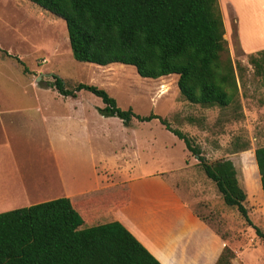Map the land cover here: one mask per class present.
Instances as JSON below:
<instances>
[{
    "label": "rangeland",
    "instance_id": "obj_1",
    "mask_svg": "<svg viewBox=\"0 0 264 264\" xmlns=\"http://www.w3.org/2000/svg\"><path fill=\"white\" fill-rule=\"evenodd\" d=\"M246 22V31L252 35L249 18ZM223 37L227 49L222 58L229 57L234 66L237 92L226 106H205L182 97L176 74L148 78L141 77L131 65L102 66L77 61L72 56L63 19L29 0H0V101L27 106L38 102L44 109L62 112L77 99L101 106V99L90 91L82 89L73 98L62 96L51 86L54 75L67 88L78 82L93 84L104 88L122 109L131 107L136 114L153 113L165 119L170 127L191 137L208 162L230 159L246 193L244 205L249 222L233 206L224 203L195 155L159 118L140 121L132 117L124 124L119 117L110 116L108 127L104 124L102 131L99 125H92L93 154L102 165L118 163L126 167L131 163L135 171L139 168L144 174H156L153 180L162 179L178 187L188 210L221 235L225 257L219 264H264V244L255 233V226L264 233V199L257 165L253 163L255 148L264 146V72L250 60V54L257 51L244 53L234 30L232 35ZM247 39L252 38H246L249 43ZM70 125L64 122L62 128L69 131ZM124 128H129L127 135ZM97 132L102 136L98 137ZM132 144L134 156L125 148ZM30 153L23 167L39 158L46 160L53 170L48 151L36 147L29 148ZM246 163L251 165L250 179ZM3 172L0 171V187L10 193ZM11 180L18 183L10 178L8 184ZM12 200L9 198L8 204L0 201V209L8 207ZM104 219L101 215L80 228L104 223Z\"/></svg>",
    "mask_w": 264,
    "mask_h": 264
},
{
    "label": "trees",
    "instance_id": "obj_2",
    "mask_svg": "<svg viewBox=\"0 0 264 264\" xmlns=\"http://www.w3.org/2000/svg\"><path fill=\"white\" fill-rule=\"evenodd\" d=\"M64 20L72 56L77 61L131 65L141 77L177 75L184 99L205 106L228 105L237 92L234 66L227 49L217 0H29ZM264 72V49L250 54ZM262 65V66H261ZM25 70V68L23 69ZM51 86L62 96L87 90L103 103L98 112L117 116L124 124L159 118L183 140L227 205L249 222L246 193L233 162H208L192 138L156 114L122 109L102 87L78 82L71 88L54 75ZM264 199V146L254 150ZM246 163L248 179L251 165ZM115 202L111 195L88 199L96 212ZM83 216L68 197L0 212V264H161L119 221L82 227ZM264 244V233L255 226ZM222 253L218 264L223 261Z\"/></svg>",
    "mask_w": 264,
    "mask_h": 264
},
{
    "label": "crops",
    "instance_id": "obj_3",
    "mask_svg": "<svg viewBox=\"0 0 264 264\" xmlns=\"http://www.w3.org/2000/svg\"><path fill=\"white\" fill-rule=\"evenodd\" d=\"M217 1L224 35H232L234 30L244 53L264 49V0ZM247 16L252 35L246 31ZM246 38H252L247 39L250 44ZM102 106L77 99L62 112L44 109L38 102L27 106L0 101V171H4L5 187L13 190L8 193L0 187V201L8 204L9 198L13 199L0 211L68 197L82 214L83 223L94 222L101 215L104 223L119 221L161 264H218L221 235L188 210L175 184L153 180L156 174H144L139 168L135 171L131 163L108 166L94 158L92 125H99L102 131L112 119L98 113ZM64 122L71 124L69 131L62 128ZM128 132L129 128H124L126 135ZM97 136L102 135L97 132ZM36 147L48 151L54 172L39 158L23 167L31 156L29 148ZM125 148L134 156V144ZM10 178L18 183L11 180L8 184ZM105 195L113 196L115 202L96 212L87 209L88 199Z\"/></svg>",
    "mask_w": 264,
    "mask_h": 264
}]
</instances>
